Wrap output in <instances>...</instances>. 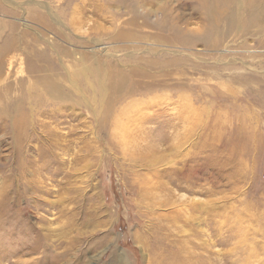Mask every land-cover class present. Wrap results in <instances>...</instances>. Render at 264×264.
<instances>
[{
  "label": "rangeland",
  "instance_id": "rangeland-1",
  "mask_svg": "<svg viewBox=\"0 0 264 264\" xmlns=\"http://www.w3.org/2000/svg\"><path fill=\"white\" fill-rule=\"evenodd\" d=\"M139 1L0 0V264H264V0Z\"/></svg>",
  "mask_w": 264,
  "mask_h": 264
},
{
  "label": "bare ground",
  "instance_id": "bare-ground-1",
  "mask_svg": "<svg viewBox=\"0 0 264 264\" xmlns=\"http://www.w3.org/2000/svg\"><path fill=\"white\" fill-rule=\"evenodd\" d=\"M121 1V3H126L127 1H129V0H120ZM131 2L133 1V2H137V1H139V0H130ZM140 1H142V2H151L152 0H140ZM139 1V2H140ZM249 1H251V0H249ZM198 2L200 3V4H207V3H204V2H206V0H198ZM214 2H215V5L216 6H214V12H215V14L216 13H220L221 15L222 14H225L226 16H232L235 12L234 11H236L233 7H232V2L230 1V0H214ZM130 6H131V4H130ZM204 6V5H203ZM211 6H213V5H211ZM169 9V8H168ZM200 9V8H199ZM210 9V8H209ZM162 10V9H161ZM166 10V9H165ZM165 10H163V11H161L162 13H165L166 11ZM204 10V9H203ZM206 10H207V8H206ZM200 11V10H199ZM211 11V10H210ZM133 12V11H132ZM135 12H136V10H135ZM139 12V11H138ZM262 12H264V4H259V3H256V2H253V4L252 5H250V7H248V8H245V9H243L242 11H236V13L237 14H240V15H242L243 16V14L244 15H250L251 14V17L252 18H254L256 21L259 19V17L260 16H253V15H255V14H260V13H262ZM167 13V12H166ZM210 13V12H209ZM214 14V15H215ZM164 15V14H163ZM203 15H205V14H203ZM213 15V14H212ZM6 47L7 46H4V49H6Z\"/></svg>",
  "mask_w": 264,
  "mask_h": 264
}]
</instances>
